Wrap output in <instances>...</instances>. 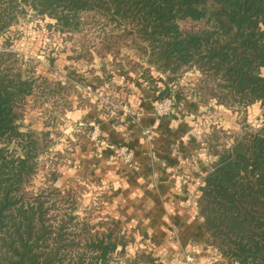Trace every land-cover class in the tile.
Listing matches in <instances>:
<instances>
[{
  "label": "trees",
  "instance_id": "trees-1",
  "mask_svg": "<svg viewBox=\"0 0 264 264\" xmlns=\"http://www.w3.org/2000/svg\"><path fill=\"white\" fill-rule=\"evenodd\" d=\"M29 9L61 32L102 24L103 56L115 55L110 75L128 80L129 64L142 70L144 82L164 83L157 100L191 72L202 84L194 94L200 102L261 104L258 129L222 151L210 148L219 160L204 178L198 210L221 264H264V0H0V37ZM8 40L0 52V264H112L126 241L75 213L74 193L55 186L56 169L46 188L34 189L51 132L24 131L20 110L35 93V76ZM122 40L137 59H118Z\"/></svg>",
  "mask_w": 264,
  "mask_h": 264
},
{
  "label": "rangeland",
  "instance_id": "rangeland-1",
  "mask_svg": "<svg viewBox=\"0 0 264 264\" xmlns=\"http://www.w3.org/2000/svg\"><path fill=\"white\" fill-rule=\"evenodd\" d=\"M54 24V20L36 16L34 11L29 9L27 15L21 17L9 33L0 37V52L6 53L9 50V47L4 45L9 39L23 69H33L35 76V93L20 110L24 131L51 132L43 148L39 174L34 181L35 191L41 187L46 188L48 171L56 169L59 179L55 186L74 193L78 206L75 213L81 218H88L91 224L98 225L100 231L114 229L126 241V253L114 257L112 264H221L218 251L209 247L206 239L202 255L181 259L178 253L162 256L152 247L148 235L143 233L139 225H114V217L107 207L110 204L109 192L115 191L107 181L101 182L99 176L93 175L92 179L83 176L78 180L71 179L75 155L79 143L88 139L97 146L113 149L123 165L128 168L136 167L135 153L128 146L105 138L101 122L87 118L83 120L82 117L87 111L97 109L96 112L100 114L103 122L110 126H118L122 119V122H132L140 128L142 137L151 147L149 157L152 162L161 161L164 168H167L168 163L162 160L155 150L157 139L154 129L141 123L145 109H138L139 106L133 108L128 102V97L143 95L145 104H151L152 113L156 117L170 119L186 113V108L182 107L179 98H187L192 105L195 103L197 107L203 108L198 114L194 133L199 138L198 145L202 144V148L198 149L200 154L211 157L205 170L206 176L211 166L219 160L218 156L211 153L210 148L215 147L216 150L222 151L231 146L235 137L258 129L261 126V104L225 107L217 105L214 100L200 102L194 94L202 93V84L198 83L199 75L191 72L179 79L169 97L157 100L156 96L160 90L165 89V85L162 82L156 85L144 82L142 70L137 69L134 72L129 64L126 68L129 71L128 80L118 77L117 74L110 75L116 68L111 63L115 55L111 52L110 55L103 56L101 47L109 32L102 24L96 26L93 21H89L76 33L61 32L53 27ZM191 25L185 24V27ZM114 33L121 35L122 32L114 30ZM134 37L136 36L132 39ZM124 43L122 40L117 45L121 49L118 59L122 60L127 56L129 61L135 60L138 52L125 48ZM104 66H108L107 69L104 70ZM136 68L135 66L134 69ZM153 75L158 77L155 72ZM167 100L173 104L169 110L163 111L162 104ZM187 109L189 110L188 107ZM95 130L98 133L96 137ZM125 149L132 153L130 162H127L122 154ZM201 184L203 187L204 181ZM197 211L199 214L198 203ZM204 236L206 238L205 233ZM170 241L177 242V235L172 234ZM171 256L173 260H170Z\"/></svg>",
  "mask_w": 264,
  "mask_h": 264
},
{
  "label": "crops",
  "instance_id": "crops-1",
  "mask_svg": "<svg viewBox=\"0 0 264 264\" xmlns=\"http://www.w3.org/2000/svg\"><path fill=\"white\" fill-rule=\"evenodd\" d=\"M140 95L128 97V102L133 108L145 109L141 123L154 129L155 150L168 163L167 168L161 161L152 162L151 147L139 127L132 122H122L123 119L118 126H110L103 122L96 109L87 111L82 119L101 122L105 138L133 150L136 167L124 166L113 149L97 146L88 139L79 143L71 179L78 180L81 176L92 179L94 175L99 176L101 182L107 181L115 191L109 192L107 207L114 217V225H139L162 256L178 253L185 259L202 255L205 236L197 203L211 157L198 151L202 144L198 145L199 138L194 131L203 108L181 97L179 100L186 113L174 119L159 118L152 113L151 104H145V97ZM172 234L177 235V242L170 241Z\"/></svg>",
  "mask_w": 264,
  "mask_h": 264
},
{
  "label": "built area",
  "instance_id": "built-area-1",
  "mask_svg": "<svg viewBox=\"0 0 264 264\" xmlns=\"http://www.w3.org/2000/svg\"><path fill=\"white\" fill-rule=\"evenodd\" d=\"M173 102V101H172ZM171 104H173V103H171V101H169V100H167V101H165L164 102V104H162V110L164 111V110H169L170 109V107H171ZM163 113V112H162ZM97 130H95V135H94V137H96L97 136ZM122 154L125 156V158H126V161L127 162H130L131 160H132V153H130L127 149H125L123 152H122Z\"/></svg>",
  "mask_w": 264,
  "mask_h": 264
}]
</instances>
